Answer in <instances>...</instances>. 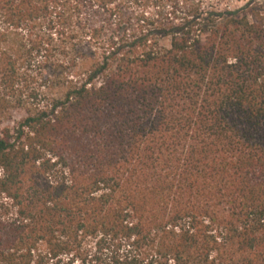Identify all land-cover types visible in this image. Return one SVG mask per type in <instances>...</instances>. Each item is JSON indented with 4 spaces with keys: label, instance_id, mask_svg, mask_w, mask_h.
I'll list each match as a JSON object with an SVG mask.
<instances>
[{
    "label": "trees",
    "instance_id": "trees-1",
    "mask_svg": "<svg viewBox=\"0 0 264 264\" xmlns=\"http://www.w3.org/2000/svg\"><path fill=\"white\" fill-rule=\"evenodd\" d=\"M0 0V264H264V3Z\"/></svg>",
    "mask_w": 264,
    "mask_h": 264
},
{
    "label": "rangeland",
    "instance_id": "rangeland-1",
    "mask_svg": "<svg viewBox=\"0 0 264 264\" xmlns=\"http://www.w3.org/2000/svg\"><path fill=\"white\" fill-rule=\"evenodd\" d=\"M219 3H221V7L222 8H237L240 7L242 5H244L246 2H248L249 0H218ZM260 2L264 3V0H260Z\"/></svg>",
    "mask_w": 264,
    "mask_h": 264
}]
</instances>
